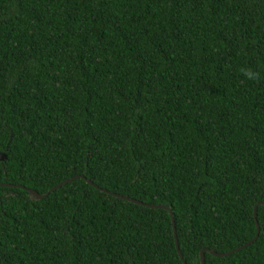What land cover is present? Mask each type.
<instances>
[{"label": "trees", "instance_id": "obj_1", "mask_svg": "<svg viewBox=\"0 0 264 264\" xmlns=\"http://www.w3.org/2000/svg\"><path fill=\"white\" fill-rule=\"evenodd\" d=\"M74 175L0 186V264H182L107 192L186 264L251 239L264 0H0V182ZM255 218L203 264H264Z\"/></svg>", "mask_w": 264, "mask_h": 264}, {"label": "water", "instance_id": "obj_2", "mask_svg": "<svg viewBox=\"0 0 264 264\" xmlns=\"http://www.w3.org/2000/svg\"><path fill=\"white\" fill-rule=\"evenodd\" d=\"M76 178H81L83 179L86 183L92 185L93 187L95 188H98L95 184H93L89 179L85 178L84 176L82 175H74V176H71V177H68V178H65L63 179L62 181L56 183L55 185L51 186L46 192L44 193H38L36 192L35 190L33 189H30V188H26L22 185H19V184H7V183H2L0 182V186H13V187H17V188H20V189H24L27 194L29 195V197L33 200H38V199H41L43 198L47 193L55 190L56 188L62 186L63 184L67 183V182H70L71 180L73 179H76ZM102 191L106 192L105 190L101 189ZM108 194L114 196V197H117V198H120L122 200H125V201H129V202H132L134 204H138V205H142V206H146L148 208H161V209H165L168 214H169V217H170V221H171V227H172V234H173V239H174V247H175V251H176V254L178 256V258L180 259L181 263L182 264H186L180 254V251H179V248H178V245H177V240H176V235H175V231H174V226H173V219H172V215H171V212H170V209L168 206L164 205V204H146V203H143L142 201H139L137 199H133L131 197H127V196H123V195H119V194H115V193H112V192H107ZM257 205H264V201H258L256 202L254 205H253V221H254V226H255V234L252 236L251 239H249L248 241H246L245 243L231 249V250H228V251H225V252H215V251H212L210 249H207V248H202L200 251H199V264H203V252L204 251H207L210 255H213V256H217V257H221V256H226L236 250H238L239 248L243 247V246H246L247 244L253 242L258 234V224H257V221H256V218H255V207Z\"/></svg>", "mask_w": 264, "mask_h": 264}, {"label": "clouds", "instance_id": "obj_3", "mask_svg": "<svg viewBox=\"0 0 264 264\" xmlns=\"http://www.w3.org/2000/svg\"><path fill=\"white\" fill-rule=\"evenodd\" d=\"M240 71L243 74V76L249 81H255L258 75L251 68H242L240 69Z\"/></svg>", "mask_w": 264, "mask_h": 264}]
</instances>
